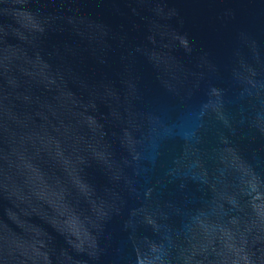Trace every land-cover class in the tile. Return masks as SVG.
Here are the masks:
<instances>
[{"label":"water","instance_id":"obj_1","mask_svg":"<svg viewBox=\"0 0 264 264\" xmlns=\"http://www.w3.org/2000/svg\"><path fill=\"white\" fill-rule=\"evenodd\" d=\"M0 264H264V0H0Z\"/></svg>","mask_w":264,"mask_h":264}]
</instances>
